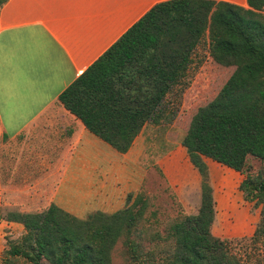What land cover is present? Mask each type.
Masks as SVG:
<instances>
[{"label":"trees","instance_id":"1","mask_svg":"<svg viewBox=\"0 0 264 264\" xmlns=\"http://www.w3.org/2000/svg\"><path fill=\"white\" fill-rule=\"evenodd\" d=\"M6 2L0 0V8ZM247 5L157 4L58 98L91 133L124 154L144 126L172 123L175 113L168 111L167 98L185 79L206 34L213 61L234 68L215 98L192 116L181 140L201 178V201L197 214L168 226L161 238L166 253L154 257L132 238L149 205L141 194H129L122 210L93 212L85 219L55 205L32 212L0 207V222L24 230L20 242L9 245L4 264L18 258L29 264H112L121 239L135 264H243L231 253V240L211 234L215 212L205 159L240 174L248 158L264 161V0ZM239 190L246 202L261 205L251 241L264 240V178L247 174Z\"/></svg>","mask_w":264,"mask_h":264},{"label":"crops","instance_id":"2","mask_svg":"<svg viewBox=\"0 0 264 264\" xmlns=\"http://www.w3.org/2000/svg\"><path fill=\"white\" fill-rule=\"evenodd\" d=\"M167 1L7 0L2 5L0 191L6 200L0 206L32 212L55 205L81 219L76 210L113 214L125 208L129 194H137L146 174L136 179L129 155L140 134L122 154L58 98L145 13ZM212 1L248 8L247 0Z\"/></svg>","mask_w":264,"mask_h":264},{"label":"rangeland","instance_id":"3","mask_svg":"<svg viewBox=\"0 0 264 264\" xmlns=\"http://www.w3.org/2000/svg\"><path fill=\"white\" fill-rule=\"evenodd\" d=\"M207 37L206 34L193 51L185 79L167 98V109L174 111V120L170 124L146 125L129 155L131 162H135L136 179L146 174L145 182L139 180L136 195L144 196L149 205L142 225L132 238L141 245L143 252L152 251L157 258L168 250L161 239L168 226L185 215L197 214L200 207L201 178L190 164L181 140L192 116L215 98L234 70L213 61ZM160 160H164L162 169L158 166ZM207 166L215 212L211 234L231 240L230 251L240 257L243 264H264V240L251 241L260 221L261 205L246 202L239 190L247 174L264 178V161L248 158L247 170L242 174L212 161H207ZM5 200L0 191V204ZM76 212L81 219L88 214L85 210ZM23 235L20 224L0 222V264L9 258L6 255L9 245L20 242ZM10 264L29 263L18 258L11 259ZM42 264L48 263L42 261ZM112 264H135L122 239L112 251Z\"/></svg>","mask_w":264,"mask_h":264}]
</instances>
